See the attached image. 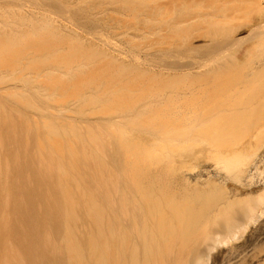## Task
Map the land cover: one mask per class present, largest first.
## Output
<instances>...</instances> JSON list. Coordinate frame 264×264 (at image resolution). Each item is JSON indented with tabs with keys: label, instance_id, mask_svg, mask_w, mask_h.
<instances>
[{
	"label": "bare ground",
	"instance_id": "6f19581e",
	"mask_svg": "<svg viewBox=\"0 0 264 264\" xmlns=\"http://www.w3.org/2000/svg\"><path fill=\"white\" fill-rule=\"evenodd\" d=\"M141 1L142 9L139 14L141 22L134 33L143 41L141 44L143 47L140 46L142 48L136 65L123 52L103 43H93L70 26L48 16L44 10L39 12L37 18L40 19L28 12L29 9L28 14L24 11L25 13L19 15L24 18L27 17L24 14L29 16L30 13L27 19L34 17L36 21L40 20L39 24L34 22L36 26L40 25L38 26L40 30L47 29L59 36L76 37L81 44H87V48H83L93 51L110 65L120 67L125 74L128 73L126 72L128 69L132 70V67L136 66L141 70L140 76L144 78L146 76L147 79L151 76L154 80H164L167 83L168 80L171 83L184 77L193 80L192 78L203 77L207 73L214 74L217 71L215 69L225 65L213 68L216 67L214 62L217 63L219 60L224 62V52L228 53V50L232 49L231 67L234 69V80L214 82L211 80L207 84L202 83L205 87H199L198 80L197 82L195 80L196 85L193 83V88H190L193 82L190 81L189 85H186L189 87L184 88L182 85L183 89L180 88L179 91L181 89L184 91L181 90L180 93L175 91L178 87H173V91L177 93L174 94L176 99L173 102L170 101L172 95L168 94L167 97L165 93L166 100L163 105L161 104L163 96L156 100L154 96L150 97L151 99L147 101L153 99V102L162 105L160 108L167 101L174 104L170 105L167 102L169 107L167 108L166 104L167 109L161 108L158 110L159 113L153 110L152 114V110H147L148 116L144 110L150 106V109H153V104L148 103L150 106L148 104L143 106L141 108L143 111H138L139 115L134 116L140 119L147 114V117L143 116L147 119L144 121L145 124L148 123L146 125L149 126V130L153 131L154 128L153 132L158 134L156 138L151 137L153 132L151 135L145 134L152 140L151 142L149 140L145 143L144 140L139 143L141 137L136 140L139 143L137 146L135 144L133 146L132 143L135 142H130L133 151L140 149L139 145L143 142L141 144L143 150H140L144 153L138 149L136 156L130 145L127 146L125 155L124 148L129 142L122 140L125 131L118 129V134L122 137L119 142L123 143L119 144L121 147L118 149L122 148L125 158L132 153L129 155L132 161L126 163L129 164L126 166L125 162L122 164L123 160L119 155H116L119 151L110 150L109 153L107 151L103 153L97 149L96 142L99 140L97 141V137L93 135L95 133L91 130L92 126L86 125L88 127L84 126V129H81L76 125L80 120L81 122L89 120L87 119L89 112L87 113L88 110L84 108L91 103L89 94L86 93V98L84 97V99L88 97L85 100L88 103L81 99L82 96L80 98L83 102L79 103L85 110H81L79 96L78 101L75 98L79 104L78 108L75 103L77 109L83 111L79 110L81 114L78 115L74 107L75 115L84 117V121L80 118L73 124L74 126L68 125L69 121L65 120L71 116L68 113L75 112L72 108L73 103L69 102L66 108H72V111L67 109V113L62 112L68 116L63 118L62 115L60 119V124L67 122V126H60L58 121H53L55 115L51 116L52 113L49 115L48 110L51 109L47 108L52 106L49 104L51 101L53 104L52 98L59 97L58 93L54 94L58 92L54 90L55 85L49 87L47 84L42 87L45 84L40 85V81L37 80L38 83L36 81V78L43 76L46 70H48L46 75L51 70L52 73L59 70L54 73L57 74L64 67L62 73L66 74L57 75L70 77L77 71L74 68L82 69L90 66V63L76 66L55 64L50 59L52 56L47 58V55H42L47 58L45 64L55 66L47 65L45 70L44 68L40 70L41 73L36 71L41 76H37L38 74L33 71V77L30 76L31 73L25 74L28 73L27 69L34 67V64L37 65L34 62L38 61L34 59L39 56H32L34 57L32 61H29L31 57L29 59L27 57V60L24 57L28 61L27 64L30 62L33 65L27 66V72L23 70L26 66L24 59L23 66L21 63L16 65L20 66L16 70L14 69L16 66L10 67L11 70L6 67L4 71L7 70V73L0 72V92L4 93L7 89L6 92L11 91L8 96L6 93L2 94L6 97L0 96V121L3 120L0 122V264H264V0L240 2L242 5L245 4V7H241L242 10H237L238 12L231 10L237 6L233 7V0H229L230 2L157 0L153 11H149L146 0ZM224 1H228L227 5L230 4L232 7L229 9ZM239 11L243 13L242 18H239L241 15L238 17ZM36 14L35 12L34 15ZM220 15L221 17L224 15V21ZM21 16L17 18L22 20ZM21 20L17 21L18 24L16 22L11 25H17L15 27L19 30ZM23 20L26 21L25 18ZM32 21L29 22L31 26L25 25L27 21L23 22L24 26L31 28L35 25ZM242 28L245 32H241ZM12 29L14 31L16 28ZM10 30L8 36L11 37L15 32L12 31L11 34ZM18 37L16 39L19 41ZM156 43L164 46H155ZM208 46L211 47L210 51L216 50L214 54L207 52L212 57L202 56L201 53L200 60L196 61V58L190 64L176 65L179 62L177 57L176 60L174 58L177 50H180L179 53H183L181 49L186 52H197ZM206 51L204 50V53ZM231 55L227 57L228 59L225 58L226 63L231 59ZM204 56L205 58H202ZM165 58H174L173 60L178 62L166 63L168 60L165 61ZM48 59L51 62H46ZM163 60L165 63L162 64ZM210 63L213 65L211 68ZM2 68L4 67H0L1 71ZM66 68H71V71L73 68L75 72L71 73L69 69L70 75ZM19 69L23 72H18ZM29 72L32 70L29 69ZM217 72H221L220 69ZM13 73L18 74H14L15 82L11 81ZM50 74L43 77H50ZM5 76H9L10 79ZM4 77L8 80H4ZM31 77L37 85L30 81H33ZM42 82L40 83L43 84ZM170 83L168 86L171 90ZM196 86L204 90L201 89V92L193 90ZM46 87H49V91ZM169 87L167 91H170ZM20 88L24 93L19 94ZM82 95L85 96L83 93ZM37 98L41 101L36 100ZM41 98L47 101V105ZM56 104L53 106H56L57 110ZM8 106L9 110L13 109V106L15 109L17 107L23 109V111L13 109L19 118L28 113L26 122L33 115L30 116V110L42 111V107L44 114L47 113L52 121L46 124L42 121L44 125L37 121L40 128L34 125L37 129L31 130L34 126L31 128L30 126L34 121H28L27 125L24 123L25 117L18 120L16 114V117L11 114L13 111L9 113L5 110L6 107L9 108ZM53 106L50 108L55 109ZM88 106L90 107V104ZM88 106L86 108L89 109ZM135 109L137 108L130 109L129 113L134 114ZM2 110L6 111V116ZM24 110L28 112L25 113ZM56 110L52 112L56 114ZM84 111L87 117L82 114ZM21 112L23 114L19 116ZM129 113L122 115L127 117ZM35 114L39 115L38 112ZM41 114L39 117L43 118L44 114ZM7 115L10 116H8L10 121ZM37 115L34 116L35 119ZM45 116L44 121L47 118ZM119 116L114 117L122 119V116ZM6 117L8 122L4 119ZM40 118L39 120H42ZM63 119L65 121L62 122ZM130 119L125 120L127 123L139 122L136 118ZM72 121L70 120L69 124L72 125ZM29 122L32 125L29 126ZM21 124H26L25 129L19 128ZM30 130L36 135L33 136ZM37 130L41 131V135L40 131L36 133ZM125 130L128 134L126 128ZM36 138L39 139L38 142ZM59 139L61 141L57 142ZM41 140H44L43 143L39 142ZM186 146L190 148L187 147L186 150ZM101 147L103 148V145ZM138 152H141V155ZM138 156L142 160L145 157L146 162L150 157L151 161L153 157L154 161L157 159L159 162L156 164L151 162L153 167L150 161L149 164L141 166L143 161ZM102 157L107 161V167L105 164L102 166ZM94 161L102 168L97 167L96 170ZM103 167L107 168V171ZM102 174L105 175L104 178ZM95 192L97 194H94Z\"/></svg>",
	"mask_w": 264,
	"mask_h": 264
},
{
	"label": "rangeland",
	"instance_id": "374dc122",
	"mask_svg": "<svg viewBox=\"0 0 264 264\" xmlns=\"http://www.w3.org/2000/svg\"><path fill=\"white\" fill-rule=\"evenodd\" d=\"M146 1H147V7H148L149 11H153L154 10V7H155V3L157 2V0H146ZM233 1H234L233 2V7L235 5H237V6L234 7L235 9L233 8L231 10H234L235 12H238L237 10H242V8L245 7L244 6L245 4L242 5V3H240V2H243L244 3V1H245V3H246L247 0H243V1L240 0L239 2H238V0H233ZM224 2L227 5V2L226 1H224ZM226 5L224 4V7L225 8H227V6L229 7V9L232 7V6H229L230 4H228L227 6ZM23 6H24V8H22ZM14 7H17V8H14ZM18 7H19V9H18ZM239 7H240V9H239ZM17 9H18V11H17ZM23 9H26V10H23ZM28 9L29 10L32 9V10L29 11ZM112 9H115L114 10L115 12L112 11ZM141 9H142V1L141 0H0V67H4V69L2 68L3 71L0 70V72L7 73V70H6V72L4 71L6 67H8L10 69V67H12V66L15 67L16 65H20V63H21V66H23L22 64H23L24 60L27 57H28V59L31 57V59L29 61H32V58H34L36 56H39V58L40 57L41 58H44L43 59L44 61H43L42 59H39L38 57H36L34 60H37L38 62H34L33 61L34 63H37V65L39 64L41 68L39 69V65H38V67L34 68L37 65L33 63L34 64V67H30L29 68L30 71L32 70V72H29V69H27L28 68L27 66H33V65H32V63L30 64V62L28 63L29 64L28 65L27 64L28 61H26L27 60L26 59L25 62H24V65L26 64L25 69H23L24 67H22V69L24 71L26 69L28 70V73L25 74V72H27V70L24 72L25 75H27V74L29 75L31 73L30 76H32V73L34 74L33 71H35V74L36 75L38 74L37 76H39V75L41 76V74H39V73H41L40 70L43 69V68L45 70V68H46L47 65H51V64H45V59L47 60V58H49L51 56L52 57L50 59L55 64H58L59 63V64H68V65H74V66H76L78 64H80V65H87V63H90V66H87L85 68L82 67V69L81 68H79V69L78 68H74L75 71L77 70L76 72L72 68V71L75 72V73H72L71 68H69L70 69L69 70V69H67L68 67L66 66L67 67L66 68L67 71L69 70L72 73V75L75 74L72 78H71L72 75L70 74L69 71L68 72L71 75L70 77H68V76L66 77V75H65V77H63L61 75H57V74L62 73L63 68H64L62 66L63 67V68H61L62 70L60 69V72L57 73V74H54V73L56 71H59V70L53 69V71L55 70L54 73H52V70H51V72L49 71V73H51L50 74L51 75L50 77H43V76H45L47 74V71L48 70H46V73H44L45 71L43 72V70H42V72H43L44 75L42 74L43 76H41L39 78H36V81L39 80L40 82H42V80H43V82H44V83L42 82L43 84H41L39 82L40 85H44L45 84L42 87L47 86V84H48L49 87H53L55 85L56 88L54 87V90L58 91V92H55L54 94L56 95V93H58L59 97L57 96V98H56L54 96L55 98H52V99H54L53 104H56V101L58 103V104H56V105H58L57 106V110H56V106H53V104H51L52 101L51 102L48 101V102H50L49 104L52 105L53 108L55 107V109L50 108V107H52L50 105H49L50 107L47 106L48 109H51L50 111L48 110V112H49L48 114L51 115L50 113H52L51 116H53V114L55 115V116H53L54 117V120H53L54 122L55 121H58V123L60 124V119H62L61 118L62 115H64V116H62L63 118L65 116L71 115L69 117H66V118H68V120L67 119H65V120L67 122L68 121L70 122V120H73L71 122L72 125L69 124V122H68V125L74 126L73 124L76 123L78 121V119L81 118L84 121V119H83L84 117L82 118L81 116H78V115L81 114V113H79L81 110L87 109L88 110L87 113L89 112L91 115L89 113H88L89 114L88 115L85 111L82 114H84V116H85V113H86L88 117L87 116H85V117H87V119L89 118L88 121H90V122H88L87 120H86L87 122H85V121L84 122H81V120H80V121L77 122L76 125H79V128H81V129L82 128L84 129V126H85V128L88 127V126H90V127L92 126L91 127L92 129L91 130L95 133L93 135H95L97 137V141L99 140V142H100L99 143V142H96L95 141L96 143H98L97 149L99 148L103 153H104V151L105 152L107 151L109 153L110 150L111 151L115 150L117 152L119 151L118 153H116L115 151L114 152L116 153V155L117 154L119 155V157L123 160V163L122 164H124V162H125V165L126 166L129 165V164H126V163L132 161V157L129 156L132 153H130L128 155V157L125 158L126 151H127L126 148H127V146H130L131 145L130 142H132V141L135 142V143H132L133 146H135L136 144L138 145L140 143L139 141H143L144 142V140H145V143H147V142H149L150 139L147 138V136L145 134L151 135L152 132L154 131V128L153 127H152L153 128V131H152V129H150L151 130L150 131L149 130V126H147L148 123H146L147 124L146 125L145 122H144L145 120H147L145 117H147L146 115L149 113V111H147V110H152V114H154L155 111H157L156 113H159L158 110H161V108H162V110L163 109L166 110L169 107V105L167 104L168 101L164 104L163 107L160 108V106L163 105V102L166 100V96L168 94H170V96L172 95V97H173V98L171 97L172 99H170V97L168 99H170L171 102L175 101L174 99H176V96L174 94L177 95V93H175L173 91V87L174 88L175 87H178L177 90H175V89L174 90L176 92L178 91V93H180V91L183 89L182 85L184 86V88L189 87V86H186V85L187 84L189 85L188 82H190V81H193L192 82V86L190 85V88H193V86H194L193 83L196 85L197 80H198V83H199V87H203V86L205 87V85H202V83L203 84H207L211 80H212L211 82H214L216 80H234V75H233L234 69L232 68L233 67L232 66L233 65V61H232V55H231L232 49L231 50L229 49L228 50V53L226 51V53L224 52V54H223L226 59H228L227 57L231 55V57H230L231 59H229L227 61L228 64L225 62L226 60H225L224 57H222V59L224 58V62H221L222 60H219L220 62L217 61V63L219 62V64H217V63L214 62V65L216 64L215 65L216 67H213V68H218V65L220 66L222 64H225V65H222L221 67H219L218 69H215V71L216 70L218 71L220 69L221 72H217V71L215 72L213 70L215 72L214 74H210L209 75L207 73L208 76H207V74H204L203 77L201 76V77H198V78L197 77L196 78L195 77L192 78L193 80H188L189 78L187 79L186 77H184V79L183 78L182 79L180 78V79H178V81L175 80V81H173L171 83H170V80H168L169 83H170V85L172 86V89L171 90L174 92L173 93L170 90V87L168 86L169 83L165 82L164 80H154L153 77H151L149 75H148L149 77L147 79V77L145 76V74L142 73L145 76V78L147 79V80H145V78L143 76H140L141 70L139 69V67L137 68L136 66L135 67L133 66L132 67L133 68L132 70L131 69H128V70L125 69V71L127 70L126 72H128L127 74H125V72H123V69H121L120 67L117 68V67H114V66L110 65L107 60L101 58L100 56H98L93 51H91L89 49L83 48V47H86L87 48V46H86L87 44H81L78 39H75L76 37L71 38V37L59 36V35H56L54 32H51V31H49L47 29L46 30H40L39 29L40 27L38 28V26H40V25H37L36 26L35 23L39 24L38 21H40V20H38V21H36V20L37 19H40V18H37V17H39V12H41L42 10H44L43 12H46V14L48 16L53 17L56 20H59V21L63 22L64 24L70 26L77 33H79L83 37L91 40L93 43H103V44H105L107 46L113 47L117 51L123 52L125 55H127L129 57L130 61H132L136 65L137 60H138V56L140 55V48L143 47L141 45L143 41H141V39L139 38V35L137 33H134V31L136 30V27H138L139 24H140V22H141L140 21V15H139L140 12H141ZM20 10H22V11H20ZM27 10H28V12L32 13L35 18H37L35 20V18L34 17L32 18V16H31V18L34 19L35 21H32V19L29 18L30 19L29 22H31V21L33 23L35 22L34 23L35 25H32L31 28L28 27L30 25V23L28 22L29 19H27V17L30 16V13H29V16H28L27 15L28 14L27 13ZM224 10L226 11V9H224ZM24 11L27 13V14H24V15L27 16V17L24 16V18H25V20L28 23H25L26 21L24 22V20H23L24 18L21 15H19L21 13H25ZM35 12L38 14V16H36L37 14L34 15ZM242 14H243L242 11H239L238 17L241 15V17H239V18H242V16H243ZM17 16H19V17L21 16L22 20L20 18H17ZM235 16H237V15L235 14ZM219 17H221V15ZM223 17H224V15H222V17H221L222 20H223ZM20 20L22 21V23L24 22L25 25H28V26H24V23L23 24L21 23L20 25L21 26L23 25V27L21 28L20 25H19V30H18L17 27H15L17 25H14V26L11 25V24H14V23L16 24V22L17 21H20ZM240 21H242V19H240ZM18 23L19 22H17V24ZM9 26H10V28H9ZM4 27H6V28H4ZM11 27L14 28V29L16 28L17 30L15 29L13 31V29ZM36 27H37V29H35ZM10 29H12L13 33L14 32L17 33V34L14 33L17 37H18V35L21 34V36H19L20 37L19 41H18V39H16L17 38L16 36L14 38V34L12 33V31ZM9 30H10L11 34H13L12 35L13 37L12 36L11 37L8 36V34L10 35V33H8ZM5 31H6V33L4 34ZM241 32H245L243 28L241 29ZM18 33H20V34H18ZM1 34H3V35H1ZM131 34L133 36H131ZM159 41H160V43H162L161 40H159ZM159 41L157 43H159ZM157 43H156L155 46H159ZM162 45L164 46V44H161L159 47H162ZM220 45H219V47H220ZM140 46H142V47H140ZM209 47L210 46H208V48L206 47L205 49L202 48L203 50L202 49H199V51H197V52L196 51H193V52L187 51L186 52V50H182L181 49V51L183 53H179L180 50L179 51L177 50L176 55L174 56V58H175V60L178 58L177 60L179 62L176 61L178 63H176L173 60L174 58H171V59L170 58L169 59L165 58V61L168 60L166 63H169V62H172L173 61L172 63H176V65H178L180 63L182 65H185V64L187 65V64L192 63L196 58H197L196 61L197 60H200L199 58H201L200 57L201 56L200 55L201 53H202V56L205 55V56H208L210 58V57H212V55H209V54H211V53L214 54L216 52V50L215 49H212V51H213L212 52V51H210L211 50V47H210V49H209ZM219 47H218V50H219ZM204 50L205 51L207 50V51L204 53ZM207 52H210V53L207 54ZM229 53H230V55H228ZM42 55H45V56L47 55L46 56L47 58L46 57H43ZM32 56H34V57H32ZM205 56L202 57V58H205ZM24 57H25V59H24ZM20 58H21V60H20ZM50 59H48V61H46V62H51V61H49ZM165 61L163 60L162 64L165 63ZM229 61H230V63H229ZM207 63H209V62H207ZM210 64H207V65H210ZM51 66H55V65L53 64ZM211 66H213V65L211 64L210 65V68H211ZM16 67L14 68L15 70L18 69L20 66L19 67L16 66ZM20 69L18 70V72L19 71L20 72L22 71ZM66 70H64V71H66ZM78 70L79 71L81 70V72H79ZM36 71H39V73H36ZM213 71H211V72H213ZM11 72H8V74L9 73L11 74ZM13 72H15V71L13 70ZM18 72H16V73H18ZM49 73H48V75H49ZM63 73H62V75L66 74V73H64V74ZM14 74L15 73H13V76L11 77V81H14L15 78H16V76H14ZM18 74H20V73H18ZM18 74H15V75H18ZM48 75H46V76H48ZM22 76H24V75H20V77H22ZM5 77L8 78L9 76H5ZM18 77L19 76H17V78ZM188 77H192V76H188ZM7 78H5L4 80L10 79V77L8 79ZM28 78L29 77H27V79ZM34 78H35V76H34ZM34 78H32L33 81L30 80L33 84L36 83V81L34 80ZM140 78H143V79L140 80ZM20 79H23V78H20ZM199 79H201L200 82H199ZM179 80H182V81H179ZM185 80H187V82H183ZM195 80H196V82H195ZM11 81H10V83H11ZM37 83H38V81H37ZM51 83L53 84L52 86H51ZM35 85H37V84H35ZM9 86H11V85H9ZM167 86L169 87V90L170 91H167V89H168ZM38 87H41V86H38ZM49 87L48 88L46 87L48 89V91H49ZM166 87H167V89H166ZM199 87L196 86L193 90L196 89L197 91H200V92L202 91L201 89L204 90V88L198 89ZM7 88H5V89H7ZM10 88H11L10 90H12V87H10ZM14 88H16V87L14 86ZM180 88H182V89L179 91ZM16 89H18V87ZM164 89H166L167 92ZM19 90H21V91H18L19 94H20V92L21 93H24V92H22L23 89L20 88ZM26 90H27V93H29L28 92L29 90L27 88H26ZM6 91L4 90V93H6V96H8L11 91L9 93L6 92ZM90 91H91V93H89ZM182 91H184V90H182ZM18 92H17V94H18ZM50 92L53 93L52 91H50ZM169 92H171V93H169ZM0 93H1L0 96L2 94H4L3 91H1ZM14 93L16 94V92H13V94ZM27 93H25V95H27ZM82 93L84 95L87 93V95L89 94V96H91V98H90L91 101H89L91 103H88V102L85 101V100L88 99V97H87V99H84V97L86 98V95L83 96ZM165 93H167L166 96H165ZM60 95H62V96H60ZM2 96H5V95H2ZM78 96H79V101L77 99ZM81 96H82V98H81ZM152 96H154L153 97V98H155L154 100H156L157 98H161L163 96L164 99L161 102L162 105L161 104H156L155 102H153L154 101L153 99H152L153 101L152 100L147 101L150 97L152 98ZM52 97H53V95H52ZM75 98L77 99L78 103L79 102L80 103L83 102V101L82 102L80 101V98H81L86 103H88V105L90 104V107L88 105H86V107L88 106L89 109L86 108V107H84L85 109H83L82 106H81V104L79 103L80 106H81V108H82L81 110L79 109L80 110L79 111L77 109V105H78V108H79V104L76 103ZM55 99H57V100H55ZM36 100H39V99L37 98ZM39 101H41V100H39ZM42 101H43V99H42ZM145 101H147V103H145ZM170 101L168 102L170 105L174 104V103H171ZM43 102L46 104L47 101L46 102L43 101ZM43 102H41V103H43ZM69 102H72L73 103V105L71 104L73 107L71 105H70V107H72L73 110H74V107H75L76 110H77V112H78V115H75L76 110H74L75 112L73 113V111L71 110L72 108L71 109L70 108H66V105H68ZM39 103L40 102H38V104ZM75 103L77 105H75ZM148 103L149 104H153L152 105V108L153 109H150L151 106ZM147 104L150 106V108L149 109L146 108V110H144V111H147V114H144L145 117L143 118V116H144L143 114H142L143 116H141L140 119H137V117H134V116H136V114L139 115V112L138 111H140L141 108L143 106L147 105ZM166 104H167V106H166L167 108L165 107ZM44 105H43V107H44ZM137 106H139V108ZM134 107L137 108V109H135V113H134V110H133L132 112L134 114L131 115V112L129 113V110L132 109V108L134 109ZM6 108H5V110H7L8 112L9 111H13V109L15 111H18V109H20V108L17 107L18 109L16 108L17 109L16 110L14 108V106L12 107L13 109H11V110H9L10 107L8 109H6ZM41 109L44 110V108H42V107H41ZM67 109L71 110L72 112L68 113V115H65L64 113L66 111H68ZM20 110L23 111V109H20ZM43 110L42 111H37V110L34 111V110H32V112L30 110L29 114H30V116L33 114L32 115L33 117L31 116V118H30V116H29L30 120H28V121H30V122H32L31 120L34 121V122H32L33 125L29 122L30 123L29 126L32 125V126H30V128L33 127L34 125L35 126L38 125L39 127L38 126L37 127L39 129L40 128V124L37 123V121H40V123L43 121L44 124L52 121L50 119V116L47 113H45L46 114V116H45ZM52 110L53 111L56 110V114L54 113L55 111L52 112ZM63 110H65V111H63ZM153 110H154V112H153ZM2 111H3V114H5V116H6V113H5L6 111H4V110H2ZM45 111H47L46 110V107H45ZM141 111H143V110H141ZM24 112L27 113L28 111L26 112L24 110ZM36 112H38L39 115H40V113L44 114V116L47 117L46 120L45 121L43 120L44 119V116L42 114L41 115H42L43 118H40L41 116L39 117V115L35 114ZM57 112H59V114ZM62 112H64V113H62ZM81 112H83V111H81ZM160 112H162V111H160ZM12 113L14 114V111L11 112V114ZM17 113H19V112H17ZM122 113L123 114L124 113H126V114L129 113L128 115H130V116L127 115V117H125L126 115H122ZM3 114H1V116H3ZM15 114H16V112H15ZM15 114H14V117L17 116V114H16V116H15ZM22 114L23 113L21 112V114H18V115L19 116L20 115L22 116ZM116 114L118 116L120 114V116H122V119H121L120 116H119L120 118L117 117L115 119V117L117 116ZM140 114H141V112H140ZM12 115H11V118H13ZM35 115H37L42 120H39V118L37 116H36V119H37L36 120L34 118ZM73 115L76 116V119L77 120L74 119L75 116H73ZM8 116L9 115H7V117ZM27 116H28V113H27V115L25 114V116H22V117H25L24 118V123H26L28 125V121L27 122L25 121V120H27ZM148 116H149V114H148ZM7 117L4 118V119L7 120ZM9 117H8V119H9ZM22 117L19 118L17 116L16 118H19L18 120H21ZM72 117H74V118L72 119ZM113 117H114V119H113ZM2 118L3 117H1V119ZM32 118H34V119H32ZM69 118H70V120H69ZM126 118H127V120H129V118H131V119L136 118L139 122L134 123L135 121H133V123H132V122L129 121L131 123V124H129V122L127 123V121L125 120ZM123 119H124V121H123ZM141 119L143 121L142 123H141ZM35 120H36V122H35ZM65 120L63 119L61 121L63 122ZM110 120L112 122H110ZM117 120H122V121L119 122ZM1 121H3V120H1ZM5 121H4V123H5ZM9 121H10V119H9ZM7 122H8V120H7ZM43 122L41 123V125L43 124ZM67 122H65V124L63 122V125H66ZM34 123H37V124H34ZM87 123H89L90 125L87 124ZM111 123H113L112 125H114V124L115 125L112 127ZM137 123H139V124H137ZM26 124L25 125L23 124L24 126L21 124L22 125L21 127H19V126H17V127L22 128V129H25ZM61 125L62 124H60V126ZM76 125H75V127H76ZM86 125H88V126H86ZM4 127H6V126H4ZM34 127L31 128V130L34 129V131H35L37 129L36 127L35 128ZM125 128L127 129V133L129 132L128 134H126ZM118 129L119 130H122L123 129L125 131V133L123 132V134L120 131L121 132L120 134L123 135V139L122 140L123 141L125 140L126 142H129V143L124 142V143L127 144L126 147L124 148L125 153L122 150V148H120L122 150V152H121L120 149H118L119 147H121L120 146L121 144L123 145V143L120 144V142H119L120 138H122V137H120L121 135L119 136V134H118L119 130ZM40 130H37L36 133L38 131H40ZM40 133H41V131L39 132V135H41ZM31 134H32V131H31ZM96 134H98V135H96ZM156 134H157V132H155V133L153 132V134L151 135V137L152 136H153V138H154V136H155V138L158 137V134L157 135ZM35 135H33V136H35ZM143 136H145V137H143ZM42 137H43V135H42ZM139 137H141L143 139L140 138V140H138V142H139L138 143V142H136V140ZM148 137H150V136H148ZM33 138H35V137H33ZM131 138H134L135 141L133 139H131ZM128 139H130V140H128ZM146 139H148V140H146ZM38 140L39 139H37V142H38ZM42 141H44V140H41L39 142L43 143ZM60 141H61V139H59V141H57V142H60ZM151 141L152 140H150V142ZM53 142L56 143V141H53ZM63 142H65V141H63ZM69 142H71V141H69ZM69 142H68V144H69ZM143 142H141V144ZM72 143H73V141H72ZM60 144H62V143H60ZM92 144H94V143H92ZM100 144H101V146L103 145L104 150H102L103 148L100 146ZM110 144H112L113 147H111ZM140 145H139L140 149L143 150V148H142L143 146L142 145L140 146ZM106 146H110L111 148L108 147L109 148L108 149ZM115 146H117V147L115 148ZM187 147L188 146L185 147L186 150H187ZM113 148H115V149H113ZM131 148L133 149L132 145H131L130 149ZM188 148H190V147H188ZM145 149L147 150V148H145ZM183 149H184V147H183ZM93 150L95 151L94 148H93ZM142 150H140V151L143 152ZM186 150H185V152H186ZM128 151H130V150L128 149ZM136 151H133L134 154L137 153ZM148 152L149 151H147V153ZM108 153H105V154H108ZM122 153H124L125 155L122 154ZM140 153H139V155H141ZM135 155L137 156L138 154H135ZM143 155H145V154H143ZM136 156H135V159H137ZM148 156L149 155H146V157H148ZM154 157H156V156H154ZM138 158H139V156H138ZM103 159L104 158L102 157L101 160H103ZM105 159H106V157H105ZM139 159L142 160L141 158H139ZM144 159H145V157H144ZM144 159L142 160L143 162L145 161ZM149 159H148V161H150L149 163H150L151 167H153L152 165L154 163L156 164V162L158 161L157 159H155V161H154L153 157H152V161H151V159L150 160ZM119 161L120 160H118V162ZM142 161H140V162H142ZM148 161L147 162L145 161V163L142 162V165L141 164L140 165L141 166H144L143 164L148 163ZM103 162H105V163H103ZM103 162H101L102 163V166H103V164H105V166L107 167V163H106L107 161L106 160H103ZM151 162L153 164H151ZM93 163H94V166H95V167L94 166L93 167L96 170L98 169L97 167H100V169L102 168L101 166H97L96 161H94ZM119 164H121V163L119 162ZM150 165H148V167ZM157 166H161V165H157ZM95 169H94V171H95ZM106 169L107 168H104L105 171H107ZM101 171H103V170H101ZM105 171H104V174H105ZM95 173H96V171H95ZM102 177L104 178L105 175H103ZM96 179L97 180L99 179V175H98V177L96 176ZM94 194H97V192H95Z\"/></svg>",
	"mask_w": 264,
	"mask_h": 264
}]
</instances>
